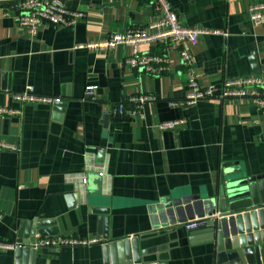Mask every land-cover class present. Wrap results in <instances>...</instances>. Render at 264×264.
<instances>
[{"label":"crops","instance_id":"0c3cea01","mask_svg":"<svg viewBox=\"0 0 264 264\" xmlns=\"http://www.w3.org/2000/svg\"><path fill=\"white\" fill-rule=\"evenodd\" d=\"M83 15L72 26L42 24L32 36L16 12L0 5V242L14 243L20 222L52 220L60 236L99 238L107 212L110 240L139 238L151 259L165 264H215L212 245L190 243L184 224L207 214L224 163L264 174V110L246 100H201L184 105L185 68L172 51L167 70L150 75L125 64L129 47L89 49L113 34L144 28L158 18L151 0H64ZM181 23L203 30L193 49L201 85L264 74V31L247 9L264 0H167ZM144 53H159L142 45ZM94 88L85 97V88ZM1 85V79H0ZM27 86L53 101L14 99ZM134 97L143 118L102 116ZM57 104H60L59 106ZM185 120L161 130L167 121ZM195 198V200H191ZM176 222L171 225V222ZM40 248L34 264H94L102 244ZM13 250H0L11 264Z\"/></svg>","mask_w":264,"mask_h":264},{"label":"built area","instance_id":"2783aa9c","mask_svg":"<svg viewBox=\"0 0 264 264\" xmlns=\"http://www.w3.org/2000/svg\"><path fill=\"white\" fill-rule=\"evenodd\" d=\"M158 18L147 24L144 28L130 29L123 34H113L102 43L85 44L89 49L112 48L117 45L129 47V54L125 64L130 69L141 70L150 75H157L167 70L169 54L176 51L181 65L185 68L187 91L184 105H194L201 100H246L256 108L264 110V74H250L235 79H224L218 85H201L193 68V49L197 46L199 38L204 34L227 36L221 30H203L197 27L184 26L178 15L173 11L167 0H151ZM0 5L7 10L16 12V21L32 36L39 26H72L83 15L77 11L68 10L64 0H0ZM248 17L256 26L264 31V4H253L247 9ZM142 45H156L159 53H144ZM94 88L88 84L85 88V97H92ZM14 99L23 103H41L53 101L50 98L35 96L33 88L27 86L25 90L14 95ZM151 98L134 97L130 101L135 103L132 109H127L123 102L112 106L108 115L118 118H143L141 105ZM18 113L6 108H0V114ZM185 123V120H175L160 123L159 129H173ZM0 148L14 149V147L0 141ZM207 218H198L186 222V230H192L204 225ZM101 243L99 238L77 239L68 236L36 237L32 245L34 249L54 247L90 246ZM18 244L0 242V250H13Z\"/></svg>","mask_w":264,"mask_h":264},{"label":"water","instance_id":"95a60500","mask_svg":"<svg viewBox=\"0 0 264 264\" xmlns=\"http://www.w3.org/2000/svg\"><path fill=\"white\" fill-rule=\"evenodd\" d=\"M1 89L4 73L0 71ZM58 106L60 104H57ZM103 125L111 118L102 116ZM195 200V198L191 199ZM207 221L204 225L187 230L190 243L212 245L215 264H264V174H249L239 163H224L215 181L213 193L205 200ZM99 229L103 226L100 257L94 264H165L151 259L153 250L141 249L137 237L110 240L107 234V212L101 210ZM200 218L205 216L201 214ZM176 222H171L175 225ZM59 235L52 220L32 219L20 222L15 234L18 244L13 249L11 264H34L36 237Z\"/></svg>","mask_w":264,"mask_h":264}]
</instances>
